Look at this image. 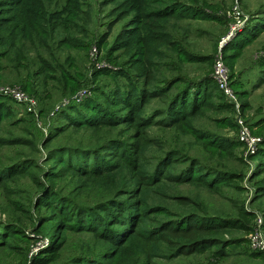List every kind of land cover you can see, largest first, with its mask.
I'll return each mask as SVG.
<instances>
[{
    "label": "rangeland",
    "instance_id": "1",
    "mask_svg": "<svg viewBox=\"0 0 264 264\" xmlns=\"http://www.w3.org/2000/svg\"><path fill=\"white\" fill-rule=\"evenodd\" d=\"M164 1L163 6L173 7V13L182 17L165 22L174 45L163 47L160 70L148 89L158 92L157 87L163 89L174 76L180 80L168 92L150 98L142 113L151 121L146 127L136 121L116 124L128 113L119 101L114 103L116 91L125 88V75L141 86L129 56L114 46L130 18L118 20L112 14L117 0H85L86 14L67 11L62 29L42 32L46 42L38 57L28 49L21 53L26 60L0 59V88L21 89L36 101L35 111H29L25 103L0 90V264H39L36 261L57 231V244L63 246L55 264L82 256L80 251L97 255L92 233L62 228L70 217L59 216L67 211L62 212L66 201L59 209L50 206L56 202L48 191L93 205L97 192L86 183L90 178L72 165L93 164L101 157L116 159L120 151L139 150L141 142H146L142 157L147 168L165 159L173 161L172 172L186 169L196 175L202 169V177L213 183L211 190L197 180L165 182L166 192L197 201L201 206L194 204L197 215H228L237 222L230 233L219 236L231 241L225 247L227 256L218 257L211 248L187 256L155 257V264H264V255L247 244L257 217L264 231V0ZM65 35L76 39L77 46L62 45L59 40ZM218 56L228 69L238 106L215 86ZM29 60L33 62L25 65ZM36 69L42 70L40 80L31 75ZM205 77L210 81L200 89ZM186 81H191L188 86ZM176 99L182 100L174 104ZM173 106L184 109L177 122L169 119L176 111ZM192 109L195 113L187 115ZM60 110L64 111L58 114ZM239 119L261 138L254 153H247L238 139ZM88 150L97 152V159ZM152 196L155 204L180 215L192 214L191 205H173L169 198ZM165 214L150 217L159 220ZM234 238L239 241L232 243Z\"/></svg>",
    "mask_w": 264,
    "mask_h": 264
},
{
    "label": "trees",
    "instance_id": "2",
    "mask_svg": "<svg viewBox=\"0 0 264 264\" xmlns=\"http://www.w3.org/2000/svg\"><path fill=\"white\" fill-rule=\"evenodd\" d=\"M84 3L85 0H0V59L8 56L12 59L19 57V60H26L21 53L28 49L34 51L38 57L39 49L44 48L46 42V39L41 37L42 32L47 31V28L51 32L62 29L67 11L74 9L80 13H88L83 8ZM164 4V0H117L111 9L118 20L130 17L128 23L117 34L114 46L121 49L123 55L129 56V66L135 80H141V86H138L136 81L133 82L125 75L127 80L125 88L121 89L122 91L117 90L114 94V103L119 101L128 110L125 116H119L121 118L116 120V124L136 121L138 125L146 127L151 121L143 117L142 113L150 98L168 92L172 85L180 80L174 76L163 89L157 87L158 92L148 89V85L155 80V74L160 70L158 59L164 56L163 47L174 45L170 31L165 28V22L171 18L177 20L182 17L181 14L173 13V7L168 8L163 6ZM45 5H53V8L46 10ZM33 25L37 26L35 30L32 29ZM59 41L62 45L68 46H77L78 43L69 35H65ZM31 62L33 60L27 61L25 65H30ZM36 70L38 71L31 75H38L37 80H40L43 77L40 73L42 70ZM201 81L199 88L206 89V81L210 79L205 77ZM190 82L186 81L184 86L186 84L188 86ZM20 84L23 88H28L21 80ZM215 84L225 97L216 82ZM180 100L182 99H176L174 104ZM173 109L176 110V107L173 106ZM183 110L182 108L169 113V119L177 122V116ZM63 111L60 110L58 114ZM186 113L194 114L195 111L192 109ZM140 135L142 134H139V137ZM145 143L139 144V150L133 148L120 151L116 159L101 157L93 164L72 165L73 170L90 178L86 183L97 192V200L93 205L78 204L49 189L48 193L56 202L50 206L59 209L66 201L67 205L62 208V212L67 211L59 216L70 217L64 224L62 223V228L66 226L71 230L92 233L97 238V255L91 257L84 255L85 251H80L82 256L73 257L70 262L62 264H155L153 259L155 257L168 259L174 256H187L211 248H214V253L218 257L227 256L225 247L231 241H223L219 236L220 233H230L231 229L237 226V222L228 215H197L193 212L198 206L197 201L186 196L170 194L165 190L167 186L165 182L178 184L196 180L212 190L211 180L202 177V169L196 175L186 169L172 172L170 166L173 161L168 162L165 159L157 165L154 164L152 169L147 168L142 157ZM263 144L262 142L261 145ZM86 152L93 158L97 154L95 151ZM59 155L60 153L57 154ZM59 162L73 164L67 160ZM152 195L160 199L169 198L173 205H191L188 210H191L192 214L181 216L162 203L155 204L156 201L152 198L156 197ZM161 212H165L167 217L151 220V214ZM58 238L57 231L51 236L50 245L43 250L45 255L39 257L37 263L55 264L63 246V243L57 244ZM235 241L238 242L239 239H232V243ZM258 253L263 255L261 251ZM247 254L252 253L247 251Z\"/></svg>",
    "mask_w": 264,
    "mask_h": 264
},
{
    "label": "built area",
    "instance_id": "3",
    "mask_svg": "<svg viewBox=\"0 0 264 264\" xmlns=\"http://www.w3.org/2000/svg\"><path fill=\"white\" fill-rule=\"evenodd\" d=\"M213 79L217 83L219 89L224 93L225 97L234 102L238 106L236 96L230 85L228 78V69L225 66L222 56H218L215 60L214 70H213ZM0 90L4 94L10 95L17 101L25 103L29 111H35L36 101L30 95L26 94L21 89L11 88L10 86H3ZM84 93V91H82ZM76 99H81L77 97ZM59 107H56V110ZM238 139L244 143L246 146L247 153H254L257 145L260 143L261 138L254 136L250 133L247 126L243 123L242 120H238ZM248 247L252 250L261 251L264 255V231L263 224L260 217H257L256 222L254 223L252 231L248 235Z\"/></svg>",
    "mask_w": 264,
    "mask_h": 264
}]
</instances>
